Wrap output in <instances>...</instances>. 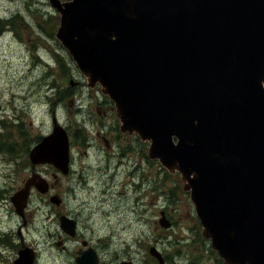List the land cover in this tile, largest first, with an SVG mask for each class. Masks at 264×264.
Listing matches in <instances>:
<instances>
[{
	"label": "water",
	"instance_id": "water-1",
	"mask_svg": "<svg viewBox=\"0 0 264 264\" xmlns=\"http://www.w3.org/2000/svg\"><path fill=\"white\" fill-rule=\"evenodd\" d=\"M52 3L63 14L58 37L115 102L122 129L151 140L150 157L187 181L213 249L226 264H264V0ZM53 122L29 157L68 174V132ZM37 176L11 197L23 219L30 188H49ZM60 225L75 235V220L63 215ZM19 234L14 264H35Z\"/></svg>",
	"mask_w": 264,
	"mask_h": 264
},
{
	"label": "rangeland",
	"instance_id": "rangeland-1",
	"mask_svg": "<svg viewBox=\"0 0 264 264\" xmlns=\"http://www.w3.org/2000/svg\"><path fill=\"white\" fill-rule=\"evenodd\" d=\"M62 18L52 0H0V264L18 257L19 229L37 251L36 264L75 263L77 243L60 226L63 214L107 259L116 253L159 264L154 247L164 264H226L203 233L181 173L150 157L149 140L122 129L103 86L81 72L58 37ZM54 116L70 136L67 175L49 164L33 167L29 157L53 133ZM33 173L49 188H30L23 219L11 197ZM63 239L71 250H62Z\"/></svg>",
	"mask_w": 264,
	"mask_h": 264
},
{
	"label": "flooded vegetation",
	"instance_id": "flooded-vegetation-1",
	"mask_svg": "<svg viewBox=\"0 0 264 264\" xmlns=\"http://www.w3.org/2000/svg\"><path fill=\"white\" fill-rule=\"evenodd\" d=\"M68 216V215H67ZM70 217V216H69ZM26 218V216H25ZM72 218V217H70ZM76 223H77V230L75 235H69L68 234V239H74L76 241V245L72 248V255L75 254L74 257V261L75 263H68V264H81L79 263L78 258H82L83 256H85V259H87V255H89V253L91 254V251L94 253L95 255V260H90L89 258L87 259L88 262L83 263V264H128L127 262L134 264L133 261L131 259H128L126 257L123 258H119L118 255L112 254L110 258H106V253H104V249L101 250L102 248L99 247L98 245H94L91 240H87L85 237H79V221L75 218H73ZM61 244H62V250L63 251H68L71 250L69 248V244L67 243L66 239L64 240H60ZM89 252V253H88ZM86 254V255H85ZM162 254V253H161ZM164 257V262H166V257L163 255ZM90 260V261H89ZM160 264V262H159ZM164 264V263H163Z\"/></svg>",
	"mask_w": 264,
	"mask_h": 264
}]
</instances>
